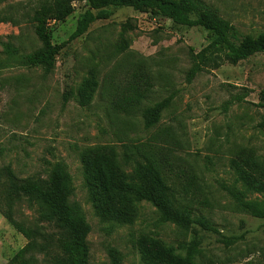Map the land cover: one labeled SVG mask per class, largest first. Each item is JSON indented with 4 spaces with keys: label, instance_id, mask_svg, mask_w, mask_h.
Returning <instances> with one entry per match:
<instances>
[{
    "label": "rangeland",
    "instance_id": "obj_1",
    "mask_svg": "<svg viewBox=\"0 0 264 264\" xmlns=\"http://www.w3.org/2000/svg\"><path fill=\"white\" fill-rule=\"evenodd\" d=\"M202 1L241 35L264 32V0ZM74 6L64 21L51 23L55 44L70 39L88 9L86 2ZM38 7L39 0L0 4V168L11 165L19 180L46 179L51 163L67 164L75 187L71 201L91 227L89 264H110L111 248L121 252L122 264H264V219L240 210L228 191L264 204V54L218 69L205 66L189 82L192 54L209 44L210 32L119 7L69 42L47 72L22 63L42 48L33 20ZM134 87L144 93L140 105L117 111L115 103ZM167 98L159 123L146 128L144 110ZM143 150L160 158L178 198L187 196L196 219L188 228L162 223L150 202L127 195H117L108 219L97 214L86 160H116L115 172L126 180L132 174L126 153ZM13 214L28 226L37 220L26 198ZM43 226L53 243L62 236L55 226ZM26 243L0 211V264ZM35 259L48 264L43 255Z\"/></svg>",
    "mask_w": 264,
    "mask_h": 264
},
{
    "label": "trees",
    "instance_id": "obj_2",
    "mask_svg": "<svg viewBox=\"0 0 264 264\" xmlns=\"http://www.w3.org/2000/svg\"><path fill=\"white\" fill-rule=\"evenodd\" d=\"M6 0H0V4ZM86 2V9L79 17L76 30L67 42L55 44L52 40L51 23L64 21L75 12L74 3ZM132 7L140 11L168 18L178 26L203 27L212 35V39L200 52H193V66L187 74V80L193 81L205 66L218 69L223 62L237 64L257 54H264V32L258 35H241L227 20L221 18L215 10L202 0H39V7L33 17L34 30L42 48L24 56L22 63L27 66H42L51 72L57 63L61 50L71 41L82 37L91 24L97 20H106L112 16L111 8ZM3 21L0 18V22ZM5 50L13 55L15 50L7 44ZM209 65V66H208ZM205 67V68H207ZM115 103L117 111L130 112L140 105L144 93L136 87ZM73 92L64 96L68 101ZM171 98L147 107L143 112L146 128L156 126L162 112L168 107ZM83 103V102H82ZM259 107L264 109V103ZM116 160L102 156L92 162L86 160V178L97 214L108 219V212L117 195H127L136 200L150 202L159 212L162 223H171L188 228L196 219L194 210L187 202V196L181 201L164 172L160 158L152 151L126 153L124 161L132 168V174L126 180H120L115 170ZM170 179V180H169ZM195 189L197 184L193 180ZM186 195L191 193L190 184L183 188ZM236 206L254 217L264 219V204L246 201L242 191L229 189ZM75 187L67 164L60 160L50 164L46 179L19 180L11 165L0 168V211L13 227L27 240L7 264H35V255L44 256L48 264H89L90 249L88 236L91 227L78 202L71 201ZM26 198L36 213V222L28 226L14 218V205ZM46 225H53L62 236L53 243L46 232ZM110 264H122L123 256L116 248L109 250Z\"/></svg>",
    "mask_w": 264,
    "mask_h": 264
}]
</instances>
